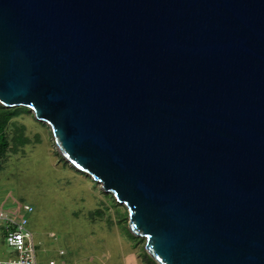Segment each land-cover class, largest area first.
I'll return each instance as SVG.
<instances>
[{
  "label": "water",
  "instance_id": "1",
  "mask_svg": "<svg viewBox=\"0 0 264 264\" xmlns=\"http://www.w3.org/2000/svg\"><path fill=\"white\" fill-rule=\"evenodd\" d=\"M0 104L157 264H264V0H0Z\"/></svg>",
  "mask_w": 264,
  "mask_h": 264
},
{
  "label": "rangeland",
  "instance_id": "2",
  "mask_svg": "<svg viewBox=\"0 0 264 264\" xmlns=\"http://www.w3.org/2000/svg\"><path fill=\"white\" fill-rule=\"evenodd\" d=\"M5 136L0 210L17 221L28 219L39 264L151 263L144 255L145 239L126 231V207L114 204L100 183L61 159L47 124L22 111L9 119ZM13 256L0 241V260Z\"/></svg>",
  "mask_w": 264,
  "mask_h": 264
},
{
  "label": "built area",
  "instance_id": "3",
  "mask_svg": "<svg viewBox=\"0 0 264 264\" xmlns=\"http://www.w3.org/2000/svg\"><path fill=\"white\" fill-rule=\"evenodd\" d=\"M23 209L31 212L30 205H24ZM0 219L4 222L5 243L14 252V256L3 259L0 264H39L36 255V246L31 231L26 227L28 219L22 217L17 221L9 213L0 210ZM60 254L63 253L61 250ZM49 264H55L53 260Z\"/></svg>",
  "mask_w": 264,
  "mask_h": 264
},
{
  "label": "trees",
  "instance_id": "4",
  "mask_svg": "<svg viewBox=\"0 0 264 264\" xmlns=\"http://www.w3.org/2000/svg\"><path fill=\"white\" fill-rule=\"evenodd\" d=\"M22 111L30 112V109H28L27 107H23V106L5 107V106L0 104V156L4 153L5 148L8 146V140L5 136L6 124L10 118L14 117L16 114H18ZM61 159L64 160L63 157H61ZM104 193H106V192H104ZM106 194L109 195L111 201L115 204V198L112 196V194H110V193H106ZM116 205H119V203H117ZM126 231L128 232V234H130V236L134 237L129 229H127ZM144 255L147 258L148 262L149 263L151 262L150 264H157L149 254H147L145 252Z\"/></svg>",
  "mask_w": 264,
  "mask_h": 264
},
{
  "label": "crops",
  "instance_id": "5",
  "mask_svg": "<svg viewBox=\"0 0 264 264\" xmlns=\"http://www.w3.org/2000/svg\"><path fill=\"white\" fill-rule=\"evenodd\" d=\"M1 220V219H0ZM4 237H5V231H4V227H0V241H2V242H5V239H4ZM6 244V243H5ZM1 260H3V259H1ZM0 260V261H1Z\"/></svg>",
  "mask_w": 264,
  "mask_h": 264
}]
</instances>
